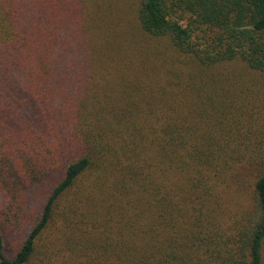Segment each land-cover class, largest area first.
I'll list each match as a JSON object with an SVG mask.
<instances>
[{"label":"trees","instance_id":"obj_1","mask_svg":"<svg viewBox=\"0 0 264 264\" xmlns=\"http://www.w3.org/2000/svg\"><path fill=\"white\" fill-rule=\"evenodd\" d=\"M112 5L0 0V264H264V0Z\"/></svg>","mask_w":264,"mask_h":264},{"label":"rangeland","instance_id":"obj_2","mask_svg":"<svg viewBox=\"0 0 264 264\" xmlns=\"http://www.w3.org/2000/svg\"><path fill=\"white\" fill-rule=\"evenodd\" d=\"M113 5L110 7L111 10L110 12L112 13V15H117L119 17L124 16L125 18H132V14L129 13V9L128 8L129 5H127V0H112ZM118 12V13H117ZM121 12V13H120ZM120 14V15H119ZM123 28L127 29L126 26V22H123L122 26ZM129 30H131V28H129ZM138 40H140V36L137 37ZM140 46V45H138ZM137 47V45H136ZM39 189H34L31 194H30V198H29V207H30V212L28 215H33L35 216V218L37 217V210L34 208V206L37 208L38 210L40 209L39 207ZM225 199L223 203V206H226L228 209L231 210L230 215H233L234 213L238 212L240 209H243L246 207V203H244L243 198H237V195L241 193L237 192V190H233V189H227L225 191ZM36 214V215H35ZM32 224V222H30ZM29 224V225H31ZM53 231V229L49 228L48 231L43 235V237L39 240L38 242V250L39 252H37L29 261L28 264H48L49 263V259H48V253L49 251H47L45 254H42V248H40L43 244V246H54V243L48 245V240L47 237L50 239V242L52 241V239L54 240L55 238L53 237L52 234H50ZM28 234V229L25 231H19L18 233H15L14 235H10L6 238L5 241V247L7 249L8 252H12L15 251L17 248V243L19 244L20 239L24 238L26 235ZM45 244V245H44ZM37 250V251H38ZM46 250V248H45ZM55 251V250H54ZM62 253V252H61ZM59 253V254H61ZM54 260V259H53ZM59 263H61L60 260H58ZM57 264V262L55 263Z\"/></svg>","mask_w":264,"mask_h":264}]
</instances>
